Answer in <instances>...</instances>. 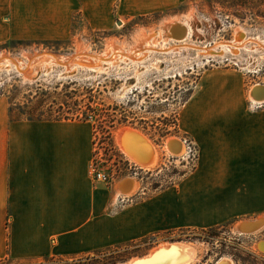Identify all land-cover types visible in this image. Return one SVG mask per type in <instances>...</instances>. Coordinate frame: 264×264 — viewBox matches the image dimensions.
<instances>
[{
	"label": "rangeland",
	"instance_id": "374dc122",
	"mask_svg": "<svg viewBox=\"0 0 264 264\" xmlns=\"http://www.w3.org/2000/svg\"><path fill=\"white\" fill-rule=\"evenodd\" d=\"M17 2L0 0V55L18 59L16 63L0 64V157L7 156V132L18 122L88 121L94 135L93 159L107 176L105 182L95 181L108 188L117 206L176 186L196 172L199 149L193 132L183 124V112L193 91L197 93L201 76L235 75L244 82L248 96L254 84H264V0H155L152 4H147L150 0H114L113 6L105 5V0H94L87 16L81 12L72 16L63 38L36 36L54 34L57 27L50 22L22 21L25 7ZM31 9L33 14L38 10ZM182 17H190L189 39L185 43L168 39L163 45L157 31L160 33H154L151 39H158L157 47L163 46L166 52L150 51L141 60L123 57L105 63L101 69L80 64L66 67L56 62L30 65L28 56L35 52L68 56L83 46L92 53H108L110 41L129 48L137 45L139 32H154ZM164 35L175 37L168 31ZM27 67L31 71L28 75L22 70ZM124 126L140 131L157 145V167L144 169L120 149L115 136ZM173 137L193 141L195 155L182 158L185 143L179 153L168 151L166 142ZM129 177L137 183L134 192L119 194L117 186ZM119 196L130 201L119 203ZM260 216L264 218L262 214L257 220H263ZM241 221L202 229L182 228L80 257H4L0 264L118 263L146 255L161 242L174 241L204 245L197 264H214L223 256L235 264H264V248L257 244L264 241V225L255 232L243 233L237 230Z\"/></svg>",
	"mask_w": 264,
	"mask_h": 264
},
{
	"label": "crops",
	"instance_id": "0c3cea01",
	"mask_svg": "<svg viewBox=\"0 0 264 264\" xmlns=\"http://www.w3.org/2000/svg\"><path fill=\"white\" fill-rule=\"evenodd\" d=\"M28 4L16 3L25 7L22 21L57 27L54 34L36 36L63 38L72 16H87L94 0ZM197 86L183 112L199 149L196 172L122 207L93 177L88 121L9 127L7 156L0 157V258L80 257L182 228L256 221L264 214V105L250 106L244 82L235 75L205 73Z\"/></svg>",
	"mask_w": 264,
	"mask_h": 264
},
{
	"label": "bare ground",
	"instance_id": "6f19581e",
	"mask_svg": "<svg viewBox=\"0 0 264 264\" xmlns=\"http://www.w3.org/2000/svg\"><path fill=\"white\" fill-rule=\"evenodd\" d=\"M189 18L190 17H182L181 19H179V21H177V19L171 20L169 23H164L163 26L159 27V29L154 32L151 31L147 33L141 31L139 32L136 39V41H138L137 45L131 46L129 48L125 47L123 44H120L118 42L110 41L107 44L108 47L110 48V51L108 53H105V51L104 53H92L89 52V50H87L83 46L77 49L75 53L68 56L50 51L35 52V53H31L30 55L28 54L29 59L32 60L30 65L39 67L41 63L48 64V63L56 62L59 64H63L66 67H69L73 64H80V65H86L88 66V68L91 67V68L101 69L103 68L105 63L109 64L115 60L123 59V57L131 59L132 61L136 58L140 59L143 56H146V53L148 54V52L150 51L162 52L165 50L163 46L157 47L156 42L158 41V39L156 38L151 39L154 33L159 34L161 32L159 34V36L161 37L160 38L161 44L165 42L167 43L168 39H173V40L177 39L178 43H185V40L187 41V39H189L192 33V28ZM157 31L160 32L158 33ZM166 31L171 32L173 35H175V37L174 36L171 38L165 37L164 34ZM238 33L240 36H242L241 31H238ZM242 43L243 42H241L240 44ZM205 50L206 49H204L203 51ZM17 60L18 59H15V57H12V55L10 56L9 54L0 55V64H2L3 62L7 63L10 61L16 63ZM154 64L155 66L158 67L157 63ZM22 70L27 75L29 74V72H31L28 67L25 70L24 69ZM249 97L253 100H263L264 84L261 83L254 84L249 91ZM115 138L120 149L127 155V157L130 160L134 161L139 166L143 167L144 169L145 168L152 169L159 165L160 151L157 145L146 135L142 134L140 131L136 129H132L131 127L128 126H124L121 127L116 132ZM165 147L171 153H179L184 150V143L183 140L181 141L179 138L173 137L167 140ZM125 181L126 179L123 181V184L121 183L119 187L117 186V192L119 194H126V193L130 194L134 192L133 191L134 187H136L137 185L136 181L132 179L133 187L130 190L124 192L123 189L126 187ZM261 218L263 220L241 221V223L237 225V230L246 233L255 232L264 225L263 222L264 218L263 217ZM257 244H259V246H262L264 248V241H260ZM204 251H205L204 245L192 241L161 242L156 247L154 246V248H152L146 255L135 256L126 261H122L118 263H110V264H197L201 261L200 259L202 258ZM214 264H235V262L230 257L223 256L222 258H220V260H218Z\"/></svg>",
	"mask_w": 264,
	"mask_h": 264
},
{
	"label": "built area",
	"instance_id": "2783aa9c",
	"mask_svg": "<svg viewBox=\"0 0 264 264\" xmlns=\"http://www.w3.org/2000/svg\"><path fill=\"white\" fill-rule=\"evenodd\" d=\"M261 101V102H260ZM264 105V100H253L250 98V106L251 107H260ZM183 140V143H185L186 145V149L184 151L183 154H181L182 158L186 159L188 157H190L191 155H195L194 152H195V147L192 146V142L191 140H187L186 138L182 139ZM196 152H197V149H196ZM92 174H93V177L97 180H100V181H104L106 180L107 176L105 175V172L102 171V168H100L98 166V164L96 163L95 159H93V164H92ZM119 200V203L121 202H124V201H130V198L128 197H120L118 198ZM118 204V203H117Z\"/></svg>",
	"mask_w": 264,
	"mask_h": 264
},
{
	"label": "water",
	"instance_id": "95a60500",
	"mask_svg": "<svg viewBox=\"0 0 264 264\" xmlns=\"http://www.w3.org/2000/svg\"><path fill=\"white\" fill-rule=\"evenodd\" d=\"M256 99H258V98H256ZM125 183H126V187L124 189L122 188L124 192L127 191V190H130L133 187V181H132V179L130 177L129 178H126ZM243 233H246V232H243Z\"/></svg>",
	"mask_w": 264,
	"mask_h": 264
},
{
	"label": "trees",
	"instance_id": "16d2710c",
	"mask_svg": "<svg viewBox=\"0 0 264 264\" xmlns=\"http://www.w3.org/2000/svg\"><path fill=\"white\" fill-rule=\"evenodd\" d=\"M68 118V117H67ZM32 119V118H31ZM0 261H2L1 259H0Z\"/></svg>",
	"mask_w": 264,
	"mask_h": 264
}]
</instances>
